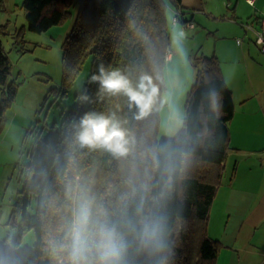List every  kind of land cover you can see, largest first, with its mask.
<instances>
[{"label": "trees", "instance_id": "1", "mask_svg": "<svg viewBox=\"0 0 264 264\" xmlns=\"http://www.w3.org/2000/svg\"><path fill=\"white\" fill-rule=\"evenodd\" d=\"M171 1L174 8L166 0L24 1L31 32L44 33L73 20L64 45L65 75L73 80L89 59L91 73L75 112L29 152L12 210L14 235L0 245V264H58L65 259L62 253L53 255L52 245L64 240L73 210L84 197L93 201V227L108 223L126 241L122 264H217L222 245L209 237L208 220L224 178L236 105L219 58L197 57L183 128L174 138H157L171 46L169 10H183V0ZM6 28L0 26V36ZM101 67L120 72L134 88L150 78L157 92L147 114L141 117L123 93L102 89L93 79ZM11 74L0 38V137L16 101ZM86 114L118 121L132 142L129 155L116 157L102 148L74 144L76 126ZM145 225L159 231L158 246L144 244ZM30 232L35 235L31 247L24 245Z\"/></svg>", "mask_w": 264, "mask_h": 264}, {"label": "crops", "instance_id": "2", "mask_svg": "<svg viewBox=\"0 0 264 264\" xmlns=\"http://www.w3.org/2000/svg\"><path fill=\"white\" fill-rule=\"evenodd\" d=\"M16 2L0 0V26L7 25V31L18 29ZM203 6L209 8V2L204 1ZM215 9L218 16L231 12L229 17L234 24L236 41L222 44L214 54L221 62L236 108L229 125L231 149L224 163L222 184L210 209L208 235L222 245L217 264H264V54L253 36H246L242 25L259 23L264 15V0H254L253 5L248 0H222ZM241 37L242 44H238ZM16 111L17 116L32 114L22 107ZM12 122H8L0 137L2 244L14 235L12 210L21 190L17 181L21 148L14 139Z\"/></svg>", "mask_w": 264, "mask_h": 264}, {"label": "rangeland", "instance_id": "3", "mask_svg": "<svg viewBox=\"0 0 264 264\" xmlns=\"http://www.w3.org/2000/svg\"><path fill=\"white\" fill-rule=\"evenodd\" d=\"M24 1L16 2L15 19H19L18 29H8L7 34L1 38L12 66L10 81L17 87L16 101L7 112V121H13L14 139L18 140L21 148L17 175L21 190V172L29 163V152L33 144L39 138L47 140L52 129L61 128L64 119L75 112L77 99L91 73L89 59L73 80L65 75L64 45L71 33L73 20L68 18L44 33L31 32L27 28ZM166 1L174 8L171 0ZM204 1L209 2V8L203 6ZM221 1L183 0L181 22L177 24L172 21V8L169 10L171 46L164 68L166 89L160 108L159 140L174 138L183 128L188 93L197 76V57H211L222 44L228 45L230 40L236 41L232 30L234 24L230 20L231 12L226 11L224 16L215 14V7ZM4 14L7 13L3 12ZM185 22H190L194 28L186 29ZM247 35L251 38L253 36L248 31ZM240 39L243 40V37ZM17 107L26 108L32 114L17 116ZM34 243L35 235L30 232L24 245L31 247Z\"/></svg>", "mask_w": 264, "mask_h": 264}, {"label": "clouds", "instance_id": "4", "mask_svg": "<svg viewBox=\"0 0 264 264\" xmlns=\"http://www.w3.org/2000/svg\"><path fill=\"white\" fill-rule=\"evenodd\" d=\"M93 79L98 80L102 89L109 94L126 95L130 104L139 109L141 117L151 108L157 92L151 86L149 77H144L134 88L120 72H105L103 67L100 75ZM72 142L81 148L105 149L116 157L128 156L132 143L128 131L118 121L95 114H86L80 120ZM92 221L93 201L84 197L73 210L64 240L52 245L53 255L62 253L65 258L59 260L58 264H122L126 241L108 223H98L93 227ZM142 232L146 246L154 247L162 242L154 226L145 225Z\"/></svg>", "mask_w": 264, "mask_h": 264}, {"label": "built area", "instance_id": "5", "mask_svg": "<svg viewBox=\"0 0 264 264\" xmlns=\"http://www.w3.org/2000/svg\"><path fill=\"white\" fill-rule=\"evenodd\" d=\"M248 2L253 5L254 0H248ZM174 15L172 17V21L174 24L180 23V15L181 11H173ZM246 31L253 34L255 44L259 47L262 54H264V15L259 19V23L257 25L246 23L243 24ZM186 29L194 28V25L190 22H185ZM238 44H242V40L238 39Z\"/></svg>", "mask_w": 264, "mask_h": 264}]
</instances>
